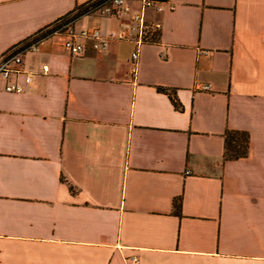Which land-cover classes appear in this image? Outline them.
I'll return each mask as SVG.
<instances>
[{
	"label": "crops",
	"instance_id": "crops-1",
	"mask_svg": "<svg viewBox=\"0 0 264 264\" xmlns=\"http://www.w3.org/2000/svg\"><path fill=\"white\" fill-rule=\"evenodd\" d=\"M88 1L0 0V55ZM154 1L135 72L133 41L52 37L0 79V264H264V0Z\"/></svg>",
	"mask_w": 264,
	"mask_h": 264
},
{
	"label": "built area",
	"instance_id": "built-area-1",
	"mask_svg": "<svg viewBox=\"0 0 264 264\" xmlns=\"http://www.w3.org/2000/svg\"><path fill=\"white\" fill-rule=\"evenodd\" d=\"M139 8L132 12L129 0H89L85 6V11L78 15H70L60 19L54 25L42 29L30 38L18 42L0 55V79L4 81V89L8 92H22L28 85L34 72L24 66V58L27 54L35 53L39 50L41 43L52 37H57L58 45L73 56L84 54L86 42L90 41L94 49L104 48L109 40H128L135 43V49L131 53L133 61L132 71L135 72V62L138 58V47L146 42L153 40L158 31V22H149L145 19V11L154 8L160 11L162 6L154 0H138ZM100 15H130L129 24L118 30H111L103 34L101 29L96 26L77 28L76 20L81 15L88 14ZM48 70L47 64L42 65V71ZM23 76V83L18 82L19 76ZM208 85L202 86L207 89ZM125 264H138L136 256L125 258Z\"/></svg>",
	"mask_w": 264,
	"mask_h": 264
},
{
	"label": "trees",
	"instance_id": "trees-1",
	"mask_svg": "<svg viewBox=\"0 0 264 264\" xmlns=\"http://www.w3.org/2000/svg\"><path fill=\"white\" fill-rule=\"evenodd\" d=\"M85 9H86V6H83V7L78 8L77 11L75 12L74 16H78V15L82 14L85 11ZM233 140H234L233 137L226 138V146L228 145V143L230 141H233ZM244 153H245V148L242 147L240 150H238V152L236 153V155L238 156V155H241V154H244Z\"/></svg>",
	"mask_w": 264,
	"mask_h": 264
}]
</instances>
